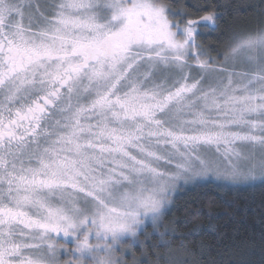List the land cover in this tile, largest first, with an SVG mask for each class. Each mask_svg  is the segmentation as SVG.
Instances as JSON below:
<instances>
[{"label":"snow or ice","instance_id":"1","mask_svg":"<svg viewBox=\"0 0 264 264\" xmlns=\"http://www.w3.org/2000/svg\"><path fill=\"white\" fill-rule=\"evenodd\" d=\"M257 10L217 59L210 4L0 0V264H185L176 189L264 183Z\"/></svg>","mask_w":264,"mask_h":264},{"label":"trees","instance_id":"2","mask_svg":"<svg viewBox=\"0 0 264 264\" xmlns=\"http://www.w3.org/2000/svg\"><path fill=\"white\" fill-rule=\"evenodd\" d=\"M174 5H212L220 13L218 26H200L198 41L209 56L222 59L231 38L251 31L260 22L258 8L262 0H165ZM203 11L191 13L193 18ZM165 223L176 229L174 249L179 250L185 264H264V183L220 186L200 183L181 190L169 206ZM148 232H151L149 227ZM183 245L181 248V235ZM144 241L143 255L137 246L141 264H157V253L166 249L154 247L152 235ZM160 264H163L161 261Z\"/></svg>","mask_w":264,"mask_h":264},{"label":"rangeland","instance_id":"3","mask_svg":"<svg viewBox=\"0 0 264 264\" xmlns=\"http://www.w3.org/2000/svg\"><path fill=\"white\" fill-rule=\"evenodd\" d=\"M207 182H211V183H214L216 185H220V186H238V185H249V184H230V183H225V182H222V181H215V180H197V181H192V182H189L187 184H181L175 191L174 195L172 196V199L183 189H186V188H189L193 185H196V184H200V183H207ZM259 182V181H258ZM149 235L147 237H145V239H147L146 241H148V239L152 236V233L151 232H148ZM141 240H143L141 238ZM138 257V256H137ZM144 257V256H143ZM141 256H139L141 262H142V258ZM148 264H153V263H148ZM155 264V263H154Z\"/></svg>","mask_w":264,"mask_h":264},{"label":"water","instance_id":"4","mask_svg":"<svg viewBox=\"0 0 264 264\" xmlns=\"http://www.w3.org/2000/svg\"><path fill=\"white\" fill-rule=\"evenodd\" d=\"M210 27H212V26H210ZM212 28H214V27H212Z\"/></svg>","mask_w":264,"mask_h":264}]
</instances>
